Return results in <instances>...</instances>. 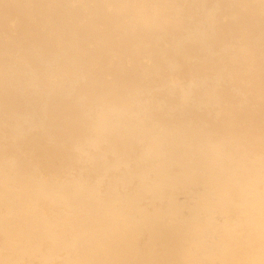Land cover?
I'll use <instances>...</instances> for the list:
<instances>
[{
	"label": "bare ground",
	"instance_id": "bare-ground-1",
	"mask_svg": "<svg viewBox=\"0 0 264 264\" xmlns=\"http://www.w3.org/2000/svg\"><path fill=\"white\" fill-rule=\"evenodd\" d=\"M262 0H0V264H260Z\"/></svg>",
	"mask_w": 264,
	"mask_h": 264
},
{
	"label": "snow or ice",
	"instance_id": "snow-or-ice-1",
	"mask_svg": "<svg viewBox=\"0 0 264 264\" xmlns=\"http://www.w3.org/2000/svg\"><path fill=\"white\" fill-rule=\"evenodd\" d=\"M262 3H264V0H262ZM261 231H262V236H264V197H262V204H261ZM260 264H264V259L260 261Z\"/></svg>",
	"mask_w": 264,
	"mask_h": 264
}]
</instances>
